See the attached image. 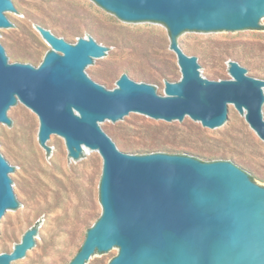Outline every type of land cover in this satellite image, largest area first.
<instances>
[{"label":"water","instance_id":"obj_1","mask_svg":"<svg viewBox=\"0 0 264 264\" xmlns=\"http://www.w3.org/2000/svg\"><path fill=\"white\" fill-rule=\"evenodd\" d=\"M131 26L163 23L181 78L142 82L122 74L113 88L93 70L119 51L94 38L68 42L40 19L50 50L39 65L14 62L2 31H32L15 19L36 18L16 0H0V242L13 213L32 209L20 195L25 167L7 154L2 128L17 130L13 114L28 107L40 121L38 139L55 166L61 136L77 169L97 153L103 159L102 213L69 264H264V177L231 159L208 161L195 152H132L106 128L138 114L216 133L237 123V110L264 141V78L229 61L228 79L207 76L203 58L186 52L184 37L264 35V0H93ZM230 160V161H229ZM232 161V162H231ZM250 176L254 177V180ZM32 227L0 264L34 258L43 239Z\"/></svg>","mask_w":264,"mask_h":264},{"label":"rangeland","instance_id":"obj_2","mask_svg":"<svg viewBox=\"0 0 264 264\" xmlns=\"http://www.w3.org/2000/svg\"><path fill=\"white\" fill-rule=\"evenodd\" d=\"M16 2L36 18L13 17L32 31H2L9 37L5 45L14 62L39 65L50 50L36 28L41 19L68 42L94 38L95 32L103 45L119 51L93 70L107 88L115 87L124 73L164 87L168 74L181 78L170 32L163 23L131 26L93 0ZM184 42L189 55L203 58L207 76L213 80L230 78L231 60L255 68L256 77L264 78V35L184 37ZM13 118L17 130L2 128V140L9 145L7 154L25 167L15 176L25 183L20 195L32 209L11 215L4 227L7 244L0 242V253L13 250L26 231L37 226L52 245L41 239L34 258L17 264H69L102 213L103 159L95 153L77 169L60 136L53 144L60 150L55 166L39 142L38 115L25 107ZM106 130L132 152L174 149L177 154L195 152L208 161L231 158L264 177V141L238 110L237 123L219 134L194 120L187 128L139 114L124 126ZM116 255L100 253L94 264H108Z\"/></svg>","mask_w":264,"mask_h":264},{"label":"trees","instance_id":"obj_3","mask_svg":"<svg viewBox=\"0 0 264 264\" xmlns=\"http://www.w3.org/2000/svg\"><path fill=\"white\" fill-rule=\"evenodd\" d=\"M142 152H143V154H145V153H150L149 151H147V150H145V149H144ZM229 161H230V160H229ZM231 162H232V161H231ZM250 177H251L252 180H254V177H253V176H250Z\"/></svg>","mask_w":264,"mask_h":264}]
</instances>
